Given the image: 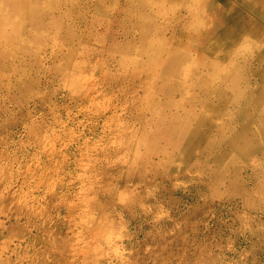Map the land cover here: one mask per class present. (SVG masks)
<instances>
[{
  "label": "rangeland",
  "instance_id": "374dc122",
  "mask_svg": "<svg viewBox=\"0 0 264 264\" xmlns=\"http://www.w3.org/2000/svg\"><path fill=\"white\" fill-rule=\"evenodd\" d=\"M19 2L0 264H264V0ZM228 16L249 24L226 49Z\"/></svg>",
  "mask_w": 264,
  "mask_h": 264
},
{
  "label": "bare ground",
  "instance_id": "6f19581e",
  "mask_svg": "<svg viewBox=\"0 0 264 264\" xmlns=\"http://www.w3.org/2000/svg\"><path fill=\"white\" fill-rule=\"evenodd\" d=\"M253 1H255V0H253ZM14 2V1H13ZM205 3V2H204ZM262 4H261V6H260V13L261 14H263L264 15V2H261ZM215 4V3H214ZM202 6V5H201ZM204 6H205V4H204ZM201 9H202V7H201ZM205 9V8H204ZM201 12H202V10H201ZM144 16H145V14H144V11H143V13H141V16H140V19H139V27L141 28V30H144V25H145V23H146V19H144ZM23 15H21V17H20V19L22 20L23 19ZM229 17V19L228 18H226L225 19V21H224V25L225 26H223V28L221 29V31H220V33L218 34V35H215L214 37H216V41L214 42L215 44L217 43V44H223V45H225V47H226V49L227 48H229L228 47V45L230 44L229 42H230V39H229V37L231 36V38H235L237 35H239V33L240 32H242L243 30H246L247 31V26L245 25V24H249V22L247 21V20H245L244 22V24L238 19V21H236L234 18H232L231 16H228ZM25 18V17H24ZM24 21H25V19H23V21H21V22H19V23H17V26H21V25H23V23H24ZM16 22V21H15ZM218 22V21H217ZM7 24H13L12 23V19H11V13H10V10H7V9H5L4 8V4H2V1L0 0V38L1 39H4V40H8V38L9 37H13V35H14V33H12L13 35H11L9 32H7V27L9 26H7ZM226 24H227V26H226ZM229 24H230V27H231V29H230V27H229ZM29 25V24H28ZM194 27V26H193ZM9 28H11V27H9ZM190 28V27H189ZM20 29H21V27H20ZM191 29H193L192 27H191ZM14 30H15V28H14ZM209 30V29H208ZM9 31V30H8ZM20 31V30H19ZM245 31V32H246ZM15 32V31H14ZM26 32V31H25ZM206 32V31H205ZM205 32H203V33H205ZM208 32V31H207ZM228 32H230V34H228ZM191 33H193V32H191ZM200 33V32H199ZM18 34V33H17ZM190 34V33H189ZM193 35H195V34H193ZM208 35V34H207ZM210 35V34H209ZM196 36H198V35H196ZM195 36V37H196ZM204 37V36H203ZM198 38H201V39H203L202 37H198ZM11 39H13V38H11ZM193 40V39H192ZM12 41V40H11ZM19 41V40H18ZM16 42V41H15ZM198 42V41H197ZM16 44V43H15ZM192 44V43H191ZM230 46V45H229ZM184 54V53H183ZM182 54V55H183ZM9 56V55H8ZM181 57L182 56H176V57H173V58H171L170 60H168L167 62H165V64L159 69V67H158V69H159V71H160V73L162 74V76H163V79H166L167 78V75L169 74V73H171L172 72V70H173V68H175V66H176V62L179 60V59H181ZM1 58V57H0ZM3 59V58H2ZM8 61V60H7ZM155 64H156V62H154ZM162 63H164V61H162ZM160 65V64H159ZM183 66H184V64H183ZM188 66V65H187ZM188 67H190V65L188 66ZM192 67V66H191ZM224 67V66H223ZM154 68H155V66H154ZM152 69V68H151ZM185 69V68H184ZM188 70V69H187ZM186 70V71H187ZM153 71V70H152ZM154 71H155V69H154ZM226 72H228V70L226 71ZM187 73V72H186ZM190 73V72H189ZM188 73V74H189ZM228 74V73H227ZM231 75V74H230ZM184 76H186V74L184 75ZM182 78H183V76H182ZM227 78V77H226ZM201 84V83H200ZM202 84H203V81H202ZM201 84V85H202ZM207 84L208 83H206V87H207ZM150 86H151V84H149ZM184 85V84H183ZM200 85V86H201ZM204 85H205V83H204ZM204 85H202V86H204ZM185 86V85H184ZM187 86H188V84H187ZM150 88V87H149ZM206 89V88H205ZM151 90H152V88H151ZM203 90V89H202ZM206 90H208V89H206ZM185 91V90H184ZM186 93H187V90H186ZM189 93V92H188ZM147 95V94H146ZM149 98V97H148ZM190 98V97H189ZM192 100H193V98H192ZM195 100V99H194ZM205 115H206V113H205ZM201 117V116H200ZM200 120V119H199ZM198 121V120H197ZM201 121V120H200ZM198 123V122H197ZM167 127V126H166ZM170 130H171V127H170ZM168 131H169V129H168ZM189 133V132H188ZM200 133H199V130H197V129H194V130H191L190 131V138H191V140H193V141H195V140H197V138H199L200 136Z\"/></svg>",
  "mask_w": 264,
  "mask_h": 264
},
{
  "label": "crops",
  "instance_id": "0c3cea01",
  "mask_svg": "<svg viewBox=\"0 0 264 264\" xmlns=\"http://www.w3.org/2000/svg\"><path fill=\"white\" fill-rule=\"evenodd\" d=\"M2 4H4V8L7 10H10L11 13V19L14 18V21L16 23H19L23 21V19L26 20V15L29 14V9L26 7L24 3L19 4V0H1ZM14 1V2H13ZM23 15V19L21 20L20 17ZM36 16L30 17V19L36 21Z\"/></svg>",
  "mask_w": 264,
  "mask_h": 264
}]
</instances>
